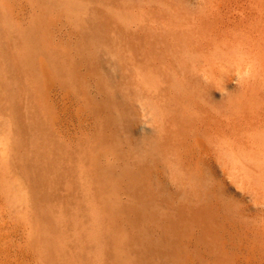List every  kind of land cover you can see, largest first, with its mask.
I'll use <instances>...</instances> for the list:
<instances>
[{
    "label": "bare ground",
    "instance_id": "1",
    "mask_svg": "<svg viewBox=\"0 0 264 264\" xmlns=\"http://www.w3.org/2000/svg\"><path fill=\"white\" fill-rule=\"evenodd\" d=\"M7 201L27 264H264V0H0Z\"/></svg>",
    "mask_w": 264,
    "mask_h": 264
},
{
    "label": "rangeland",
    "instance_id": "2",
    "mask_svg": "<svg viewBox=\"0 0 264 264\" xmlns=\"http://www.w3.org/2000/svg\"><path fill=\"white\" fill-rule=\"evenodd\" d=\"M127 1L133 2L134 0H127ZM133 36H134L133 33L132 34L131 33L114 34L113 32H111V33L108 32L107 34L105 33V35H104L105 46H106V48L108 47V48H113V49H117V48H125V49L131 48V49H133L132 48V46L134 45V37ZM149 37L155 43V40H153L154 35L149 34ZM160 40H161V38H159V40H157L160 47H162L165 51H169L168 50L169 45L166 43L161 44ZM135 44H136V40H135ZM170 55H169V57L175 63L174 66L176 67L177 70H179L180 63L176 60V58H174ZM105 57H106L107 70L111 73V71L113 69L118 68L117 63L114 60H111V58L109 56L105 55ZM149 60H151V59H149ZM147 63L150 64L151 61H149ZM134 110H135V114L137 116L136 127H138L139 129L143 126L146 127V123L144 122V118H146V116H147L146 111L143 109L142 106H140V105L137 106V104L134 105ZM25 153H26V151H25ZM31 166H32V164H29V163L26 164L24 162L23 167L27 171V175H28L29 180H30L29 182H31V184L33 186V192H34L33 199H34V202H36V207L39 209V210H37V213H39V215L44 217V221L49 225V229L52 230L51 235H40L41 236L40 237L41 244L44 245L45 250L49 249V251L47 253L45 252L44 254H46V256H48L49 258H50V256L53 257V255L59 254L60 257H62V259H64L65 253H63V251L61 253L57 252V250L60 248V246L58 245L57 237L53 234L55 224H52V222H51V217H52L51 214L52 213H48L46 211V209L42 208V207H44L45 201H47V203H48V201H50V197L49 196H47V197L43 196L42 197V195L40 194V190L38 189L39 186L36 183V180H33V178H32L33 175L30 172ZM167 182H168V179L165 178L164 181L160 184L162 186L165 184V186H166ZM141 184L142 183L140 182V180L137 181L136 187H135V193H134V197L136 198V204H137L136 207H138V208L140 206V201L142 200V197L144 198V195L146 194V191H143L140 189ZM42 202H43V205H42ZM41 209H43V210H41ZM21 221L22 220L17 217L16 213H14V207L11 206L10 203L7 201L4 208L0 209V264H27L25 262H22L21 256L18 252L20 243L23 244L24 246H27V239L23 238V241H21V240L18 241L16 236H15V232H14L16 230L17 224H20ZM143 222L144 221L141 218L137 217V223L134 222L132 224H142ZM127 224H129V223H127ZM115 226H116V224H115ZM107 230L110 232V234H112V231L110 230V228H108ZM115 230L116 229L114 227L113 233L115 232ZM137 235L140 238V244L144 243L143 237H145V236H143L141 233L137 234ZM46 256L44 255L45 260H43L42 264H44L47 261L48 258H46ZM49 261H50V259H49ZM65 263L69 264L66 261H65Z\"/></svg>",
    "mask_w": 264,
    "mask_h": 264
}]
</instances>
